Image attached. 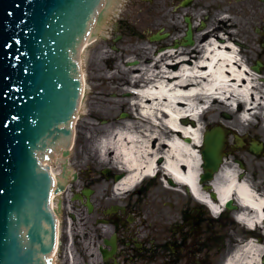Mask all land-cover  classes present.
<instances>
[{
    "label": "flooded vegetation",
    "instance_id": "1",
    "mask_svg": "<svg viewBox=\"0 0 264 264\" xmlns=\"http://www.w3.org/2000/svg\"><path fill=\"white\" fill-rule=\"evenodd\" d=\"M160 1L147 0L154 10ZM167 4V26H157L149 34L159 35L153 52L168 48L169 56H177L170 58L174 70L184 63L206 72L210 54L225 51L233 57L225 64L228 81L239 88L248 86V98L237 97L232 107L226 103L229 99L205 104L204 109L221 110L201 114L199 152L205 133L214 126L223 131L224 145L210 178L202 161L200 175L205 177L200 176L198 185L203 201L159 166L152 173L143 172L131 187L115 189L128 170L111 161L102 163L97 153L99 165L91 159L76 169L70 166L72 153L52 159L58 177L66 175L55 201L63 257L58 264H69L68 253L72 264H230L229 258L238 249L246 252L250 241L264 250V0ZM159 16L153 14V23L158 24ZM113 26L126 31L128 24L119 18ZM212 115L215 120L209 122ZM155 143L151 139L148 147ZM232 178L248 186L259 207L242 202L234 189L220 201L213 182L227 184ZM249 259L238 264H264V251Z\"/></svg>",
    "mask_w": 264,
    "mask_h": 264
},
{
    "label": "water",
    "instance_id": "2",
    "mask_svg": "<svg viewBox=\"0 0 264 264\" xmlns=\"http://www.w3.org/2000/svg\"><path fill=\"white\" fill-rule=\"evenodd\" d=\"M103 1L106 15L114 0H0V264H47L55 217L49 207L52 178L40 161L51 148L69 143L82 92L77 47L101 16ZM124 19L132 36L131 20ZM115 21L106 22L113 29ZM104 22L92 26L87 39L92 33L103 39L96 28ZM203 144L210 178L223 131L208 129Z\"/></svg>",
    "mask_w": 264,
    "mask_h": 264
},
{
    "label": "bare ground",
    "instance_id": "3",
    "mask_svg": "<svg viewBox=\"0 0 264 264\" xmlns=\"http://www.w3.org/2000/svg\"><path fill=\"white\" fill-rule=\"evenodd\" d=\"M117 2L118 0H114L110 3L107 16ZM107 24L108 22H104V25L98 26L97 31L104 32ZM98 38L97 33H92L84 41L85 44L80 42L77 48L81 53L79 52L78 57H82L89 41ZM169 51L166 48L152 54L147 53V62L138 60L135 64H126L133 74L131 79L134 77L133 80H141L143 84L127 89V102L131 110L125 112L123 121L116 122L107 133L96 139L94 148L101 162L111 161L112 165L128 170L127 175L115 184V189L131 187L143 172L152 173L159 166L165 169L166 176L175 183L188 185L192 195L203 201L205 195L197 182L200 171L198 147L202 131L200 116L205 110V104L214 98L218 97L224 102L229 99L226 103L232 107L237 97L248 98L249 88H239L228 81L225 64H231L233 57L225 51L215 50L213 54L209 52L211 57L206 62V72L200 71L198 67L190 69L184 63L174 70L170 66V58L173 56H169ZM176 57L175 55L173 58ZM230 70L238 76L233 69ZM126 82L130 84L131 80ZM85 87V82H81L82 92L79 93L77 105L81 104ZM77 110L79 114L80 109ZM183 120L187 122L183 123ZM151 139L156 141L154 148L148 147ZM55 155L57 157L58 153ZM158 159L161 160L159 164L156 162ZM43 163L52 166L45 160ZM54 175L59 180L58 175ZM213 185L220 201H224L234 189L242 202L256 207L260 205L259 201L253 200L245 183L236 184L232 178L227 184L216 179ZM211 208L215 210L217 205L212 203ZM260 251L264 250L250 241L246 248L248 254L251 252L250 255L238 249L237 255L229 258L230 264H238L245 258L250 261L249 258L257 256Z\"/></svg>",
    "mask_w": 264,
    "mask_h": 264
},
{
    "label": "rangeland",
    "instance_id": "4",
    "mask_svg": "<svg viewBox=\"0 0 264 264\" xmlns=\"http://www.w3.org/2000/svg\"><path fill=\"white\" fill-rule=\"evenodd\" d=\"M109 11L107 18L116 20L129 18L134 29L130 36L128 30L123 32L112 29L111 22H108L103 39L99 36L98 39L89 41L82 57L79 56L81 82L84 81L86 87L81 96V104L77 106L80 112L78 114L77 110L78 116L76 115L73 124L74 146L72 156L69 158L71 169H76L91 159L97 165L100 164L94 148L95 141L107 133L116 122L124 120L125 117H121V113L131 110L127 102V89L141 82L133 80L134 77L131 79L133 74L126 66V62L130 60L147 62V53H153L155 43L146 37L157 26L163 24L167 26V0H161L157 10H154L153 5L147 0H118L115 7ZM155 13L160 15L158 24L153 23ZM127 80H131L130 84L126 82ZM131 101L130 99L129 102ZM218 107L221 108L223 105L218 103ZM220 110L208 109L207 112ZM214 120V115L208 119L209 122Z\"/></svg>",
    "mask_w": 264,
    "mask_h": 264
}]
</instances>
